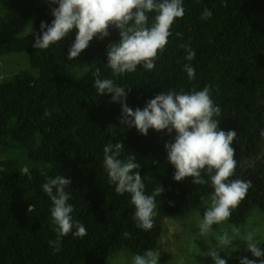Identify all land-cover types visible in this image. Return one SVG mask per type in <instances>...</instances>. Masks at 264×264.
I'll return each instance as SVG.
<instances>
[{
    "label": "trees",
    "instance_id": "trees-1",
    "mask_svg": "<svg viewBox=\"0 0 264 264\" xmlns=\"http://www.w3.org/2000/svg\"><path fill=\"white\" fill-rule=\"evenodd\" d=\"M182 5L184 16L172 25L154 69L138 65L135 72L113 76L106 51L108 44L119 42L117 29L110 27L103 39L94 37L75 60H69L75 29L47 49L33 47L41 22L51 23V10L57 5L49 0H0V26L13 20L7 11L32 21L25 35L0 36V62L6 54L24 53L30 67L0 79V264H110V256L121 249L133 255L155 250L162 234L159 222L155 219L149 231L137 228L130 195L117 194L108 181L103 148L109 143L124 145L121 159L129 150L151 159L139 172L146 194L163 187L156 202L166 215L181 219L197 211L203 218L209 206L210 182L199 185L191 177L173 179L175 168L167 160L164 144L173 142L175 132L149 129L141 135L135 127L120 126V104L94 88L97 68L101 78L126 88V103L132 109H143L161 92L210 86L211 98L221 109L214 117L220 121L219 128L237 132L231 145L236 168L230 179L252 184L225 222L241 225L252 208L264 212V137L260 135L264 129V0H182ZM206 8L212 16L202 20ZM148 15L151 23L155 13ZM182 45L195 52L192 61L185 59ZM185 64L195 69L191 80ZM20 149L29 164L16 157ZM56 175L71 179L66 189L71 215L87 230L80 238L72 233L61 237L59 252L49 244L58 234L50 198L41 187ZM124 232L130 237L125 238ZM259 246L264 249V242ZM242 257L254 258L245 242L222 259L239 264Z\"/></svg>",
    "mask_w": 264,
    "mask_h": 264
},
{
    "label": "clouds",
    "instance_id": "clouds-1",
    "mask_svg": "<svg viewBox=\"0 0 264 264\" xmlns=\"http://www.w3.org/2000/svg\"><path fill=\"white\" fill-rule=\"evenodd\" d=\"M49 3L57 5L51 10L54 19L50 24L41 22V34L35 37L33 47L47 49L75 29V39L68 49V59L75 60L94 37L103 39L109 36L110 27L115 28L119 31V42L108 44L106 51L107 67L113 76L135 72L138 65L153 70L158 55L164 51L168 37L172 35V25L184 16L185 11L182 0H49ZM149 13H155L151 23ZM211 16V10L206 8L201 19L207 20ZM182 47L186 51L185 59L192 61L195 52L188 46ZM184 71L189 80L195 77L191 64H185ZM93 76L97 93L111 94V102L120 104V126L135 127L141 135H147L149 129L166 130L169 134L175 132L173 142L164 144L167 160L175 168V181L191 177L193 184L210 182L213 191L210 205L198 223L200 235L210 233L214 224L229 220L252 184L251 181L230 179L236 168L235 149L231 145L237 132L219 128L220 121L214 117L220 115L221 109L211 98L210 86L199 91L161 92L147 101L143 109H132L126 103L128 93L125 87L117 85L113 79L101 78L99 68ZM260 135L264 137V129ZM122 152L124 145L120 141L107 144L103 148V168L109 183L115 186V192L130 195L136 227L149 231L158 215L156 198L164 189L158 185L151 194H146L140 165L134 162L135 156L121 159ZM70 184V178L56 175L41 186L50 198L51 220L58 234L49 242L54 252L60 251L61 237L69 233L78 238L87 235L83 224L74 221L71 215L73 206L68 203L71 196L66 191ZM123 235L129 238L131 234L124 232ZM256 236L255 230L242 233L240 227L230 226V231L223 230L216 236L217 244L208 249L206 256L211 257L213 264H226L220 252L241 239L254 258L242 257L239 264H264V249L259 246ZM159 256V251L148 249L143 254L133 255L132 264H158Z\"/></svg>",
    "mask_w": 264,
    "mask_h": 264
},
{
    "label": "rangeland",
    "instance_id": "rangeland-1",
    "mask_svg": "<svg viewBox=\"0 0 264 264\" xmlns=\"http://www.w3.org/2000/svg\"><path fill=\"white\" fill-rule=\"evenodd\" d=\"M6 13L10 14L13 20L1 23L0 36H4V38L6 36L20 37L29 31L32 21L22 20L10 11ZM29 68L26 54H6L0 62V79H8L14 73ZM127 155H134V162L138 163L140 168L147 166L151 161L150 158L142 157L132 150L127 151ZM16 157L21 163L29 164L23 149L18 150ZM157 211L158 215L155 219L162 227V234L155 248L160 253L158 264H213L211 257L206 256V252L209 248L216 246V236L222 234L223 230L230 231V226L240 227L242 233L255 230L256 239L259 242H264V212L259 208L251 209L244 224L235 225L223 222L203 236L200 235L198 228V223L202 218L197 211H192L181 219L166 215L159 205ZM239 242L244 241L237 239L229 249L220 252V257L228 256ZM132 257L133 254L129 251L121 249L111 255L108 261L110 264H132Z\"/></svg>",
    "mask_w": 264,
    "mask_h": 264
}]
</instances>
